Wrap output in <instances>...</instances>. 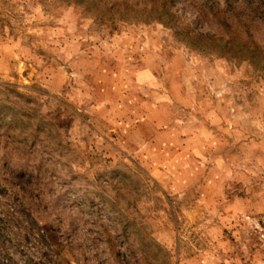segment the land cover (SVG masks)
Instances as JSON below:
<instances>
[{"label": "rangeland", "instance_id": "obj_1", "mask_svg": "<svg viewBox=\"0 0 264 264\" xmlns=\"http://www.w3.org/2000/svg\"><path fill=\"white\" fill-rule=\"evenodd\" d=\"M236 12L0 0L9 264H264V23Z\"/></svg>", "mask_w": 264, "mask_h": 264}, {"label": "trees", "instance_id": "obj_2", "mask_svg": "<svg viewBox=\"0 0 264 264\" xmlns=\"http://www.w3.org/2000/svg\"><path fill=\"white\" fill-rule=\"evenodd\" d=\"M233 2H239V4L236 7H233V5H232ZM225 5H226V9H227V7H228V9H230V14L233 12H236V10L239 12L242 9V7L246 11L248 10L249 11L248 12L249 13V16H248L249 21L248 22L252 26H253V24H258V23L263 24L264 23V0H225ZM231 8L233 10H231ZM238 12H236V14L234 15L235 16L234 18H236V19L239 18V16H241V15H238ZM216 13L219 14L220 16L223 14V13L220 14L219 12H216ZM201 37L210 38V39H211V37H213L216 40L215 36H212V35H203V36L201 35ZM220 41H222V40H220ZM256 49L263 50L259 46ZM254 52L249 51V54L252 53V55H254ZM3 194H8V195L10 194L11 196L14 195L12 192H9V190L5 184L0 183V196ZM16 208H17V206H16ZM12 211H13V209H11V207L8 205V203L2 202L0 200V236H2V235L5 236V233H7V231H8L7 229L11 227V218L13 216V213H11ZM7 251H8L7 248H5L4 245L0 242V257H1L0 259L5 264H9L12 261V257ZM24 263H26V264H37L36 262L31 260L30 258H27V260H25Z\"/></svg>", "mask_w": 264, "mask_h": 264}]
</instances>
